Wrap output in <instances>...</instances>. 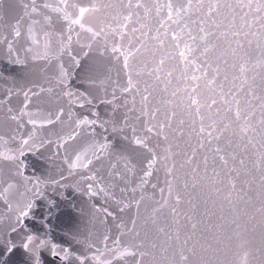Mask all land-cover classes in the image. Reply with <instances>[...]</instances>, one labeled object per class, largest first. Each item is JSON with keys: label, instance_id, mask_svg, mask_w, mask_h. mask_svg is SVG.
Masks as SVG:
<instances>
[{"label": "snow or ice", "instance_id": "snow-or-ice-1", "mask_svg": "<svg viewBox=\"0 0 264 264\" xmlns=\"http://www.w3.org/2000/svg\"><path fill=\"white\" fill-rule=\"evenodd\" d=\"M251 6V5H249ZM45 7H52L51 5H45ZM73 7H75V5H73ZM168 9H169V12H168V17L169 19L172 18V15H173V12H172V9H173V5L171 3H169L167 5ZM259 8H264V3H261L260 5H258V9ZM54 11H61L64 13V16L63 18L67 21H69V28L71 29V26L72 25H80L81 28L84 27V24L82 23V19L85 17V14L86 13H90V12H94L97 10V5H93L91 8H87V7H80L79 8V15L76 17V18H72V16L67 12L65 11L64 9H60V8H54L53 9ZM33 11H35V7H33ZM177 15H179V10H177ZM127 19V18H126ZM31 32V29L29 30ZM88 31L89 32H93V29L92 28H88ZM101 31H103V29H101ZM15 35L16 36H19L20 35V32L19 31H16L15 32ZM100 35V32H93V36L96 37V36H99ZM172 39L174 41L178 40L179 37L177 36V34L173 33V36H172ZM195 39V38H193ZM71 40V37H69V41ZM33 43H35V39L33 38ZM67 47V46H65ZM177 47H179V45L177 44ZM64 49L62 48L61 51H63ZM111 51L113 53H119L121 56H123L124 58V67L125 68H129L130 67V64H129V61H130V58L134 55L130 50L129 51H122L121 48L119 46H113ZM137 51H139L137 49ZM193 49L190 45H187L185 44L184 46V49L180 51L179 55L181 56V58H183L185 61H188L189 57L193 54ZM205 52H207V48L205 49ZM41 58H46V57H41ZM194 63V61H192ZM161 64H163V61H160ZM91 69H86L85 71H90ZM208 73L205 71L203 73V76H207ZM67 76V72L65 71L63 65L60 66V72H59V82L60 83H63L64 82V79L66 78ZM158 78V77H157ZM193 80H196V79H199V77H195L193 76L192 77ZM208 83L211 85L213 83H215V79L213 78L212 80H209ZM128 88H125L124 91H128L130 90L132 87H134L135 85L133 84V81L131 79V77H129V80H128ZM52 89L49 88L48 91H51ZM41 91H44V89L42 88ZM193 91H195V89H193ZM66 95H71V93H66ZM148 97L145 96L144 97V100H147ZM192 103L193 104H196L197 101L195 99L192 100ZM216 103L215 100H212L211 104L214 105ZM237 104H239V101H237ZM209 107L211 108V105H209ZM63 110L61 109L60 110V113L57 114V117L56 119L59 120L60 118V115L62 114ZM197 112H199V109H197ZM240 110L239 108H237V111H236V118L239 119L240 118ZM12 119H16L15 116L12 117ZM201 120H203V117H201ZM48 123H52L53 121L51 119H49L47 121ZM30 123H36V121L34 120H31ZM80 123H86V121H82ZM163 127V125H161V128ZM147 132H152L153 131V128L152 127H148L146 129ZM205 131V128L203 127V124L201 125V128H200V132H204ZM136 128H133V136H134V139H133V143L137 146H144V147H147V143H146V137H143V136H139V135H136ZM209 136L212 135L211 132L208 133ZM73 139L75 137H72ZM29 141H30V138L29 139H24L22 141V146L20 149H17L15 151H18L19 152V155H23V147L24 146H27L29 144ZM66 143V141H65ZM61 147H63V144L60 145ZM100 149L102 150H107L108 149V145H100L99 146ZM95 155V153L93 154ZM4 158L7 159V160H15L17 159L18 157L13 154L11 151L8 152V153H4L3 154ZM101 157L100 156H96V159L99 160ZM83 156L82 154L80 153H77L76 155V158L74 161H72L71 163H69V168H75V167H88L89 164L92 163V160L89 159L87 161V163H83ZM150 163H155V156H153V159L152 161H150ZM171 171V170H170ZM151 173L150 172H146L145 175H150ZM14 185L9 183L8 184V187L4 189V192L7 193L11 188H13ZM177 200H179V196H177ZM5 203H7V197L5 196ZM9 207L11 208V205H9ZM33 207V203L31 200L27 201L23 207H20L18 209V214H17V217H16V222L17 224L21 223L22 222V219L24 217H27L29 215V212L31 211ZM16 227L15 226H12L11 228V231L12 232H16ZM37 239V237L33 236V235H28L27 236V242L25 243H22L20 245V247L23 249V254H22V259L20 261L17 262V264H40V261H39V258H38V255H37V252H38V247L37 246H34L33 245V241H35ZM107 239V238H106ZM40 244L41 245H44L46 244V241H40ZM0 245L3 246L4 250L6 253L8 254H12L14 255L17 251V245L15 244V242H13L11 239H6V240H0ZM53 247V251H55V245L52 246ZM194 251V250H193ZM136 253L134 251H132L131 248H124L122 250H120V255L121 256H124V255H135ZM181 259L183 261H187L188 260V257L187 256H184V255H181ZM0 264H10L9 260L8 259H0ZM242 264H248V261H247V256L244 257L243 261H242Z\"/></svg>", "mask_w": 264, "mask_h": 264}]
</instances>
